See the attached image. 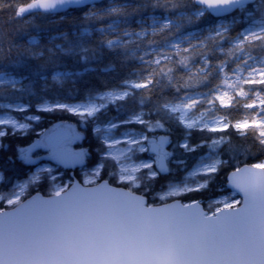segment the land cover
<instances>
[{
    "label": "snow or ice",
    "instance_id": "6c2138e0",
    "mask_svg": "<svg viewBox=\"0 0 264 264\" xmlns=\"http://www.w3.org/2000/svg\"><path fill=\"white\" fill-rule=\"evenodd\" d=\"M0 264H264V0H0Z\"/></svg>",
    "mask_w": 264,
    "mask_h": 264
},
{
    "label": "trees",
    "instance_id": "16d2710c",
    "mask_svg": "<svg viewBox=\"0 0 264 264\" xmlns=\"http://www.w3.org/2000/svg\"><path fill=\"white\" fill-rule=\"evenodd\" d=\"M61 15H63L64 13L62 12V13H60ZM230 17V16H229ZM36 33L35 32H33V35H35Z\"/></svg>",
    "mask_w": 264,
    "mask_h": 264
},
{
    "label": "rangeland",
    "instance_id": "374dc122",
    "mask_svg": "<svg viewBox=\"0 0 264 264\" xmlns=\"http://www.w3.org/2000/svg\"><path fill=\"white\" fill-rule=\"evenodd\" d=\"M228 18L230 19V17H228ZM71 122H73V123H74L75 121H71ZM69 174H70V173H69Z\"/></svg>",
    "mask_w": 264,
    "mask_h": 264
},
{
    "label": "water",
    "instance_id": "95a60500",
    "mask_svg": "<svg viewBox=\"0 0 264 264\" xmlns=\"http://www.w3.org/2000/svg\"><path fill=\"white\" fill-rule=\"evenodd\" d=\"M71 174V173H70Z\"/></svg>",
    "mask_w": 264,
    "mask_h": 264
}]
</instances>
